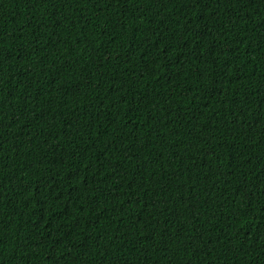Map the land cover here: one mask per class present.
Masks as SVG:
<instances>
[{
  "label": "trees",
  "instance_id": "obj_1",
  "mask_svg": "<svg viewBox=\"0 0 264 264\" xmlns=\"http://www.w3.org/2000/svg\"><path fill=\"white\" fill-rule=\"evenodd\" d=\"M0 264H264V0H0Z\"/></svg>",
  "mask_w": 264,
  "mask_h": 264
}]
</instances>
